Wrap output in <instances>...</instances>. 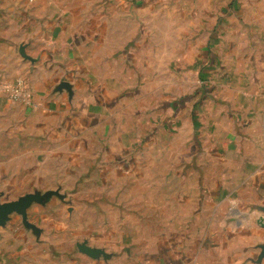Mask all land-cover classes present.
Wrapping results in <instances>:
<instances>
[{
  "label": "crops",
  "instance_id": "obj_1",
  "mask_svg": "<svg viewBox=\"0 0 264 264\" xmlns=\"http://www.w3.org/2000/svg\"><path fill=\"white\" fill-rule=\"evenodd\" d=\"M213 3L219 20L241 13L245 50L264 53V0H199L204 14ZM23 6L0 17L17 19L0 30L21 49L4 67L9 82L23 78L33 95V105L0 101V203L46 199L27 210L31 227L18 214L0 226V264H58L56 252L66 264H264V57L245 61V109L202 125L196 104L193 140L182 141L193 154L181 172H158L150 153L133 150L140 109L111 42L138 33L133 15L98 14L95 39L80 0ZM193 98L174 104V116Z\"/></svg>",
  "mask_w": 264,
  "mask_h": 264
},
{
  "label": "rangeland",
  "instance_id": "obj_2",
  "mask_svg": "<svg viewBox=\"0 0 264 264\" xmlns=\"http://www.w3.org/2000/svg\"><path fill=\"white\" fill-rule=\"evenodd\" d=\"M80 1L91 12V18H95L90 22L95 39L99 37L98 14L108 13L116 17L119 13H131L132 18L136 19L134 22L137 34L126 33L125 36L111 37V42L116 46L115 54L119 52L117 56L124 59L120 70L122 74L130 76L140 109L136 124L137 147L133 150L139 156L145 151L150 153L153 156L154 171L181 172L184 164L179 163V160L183 161L184 157L192 155L194 151L192 143L190 150L182 141L185 137L187 141L193 140L191 111L196 104L200 109L202 125L213 119V114L218 118L221 115L224 123L227 118H231L233 110L245 109V61H262L264 53L253 47L255 45H251L249 51L245 50V32H242L245 20L241 13L234 19L219 20L216 15L220 5L213 3V7H216L214 14H210L209 10L204 14L199 0ZM29 2L31 0H0V17L6 11L17 17L27 9L23 5ZM79 6L82 7L81 4ZM16 22L17 19L0 20V30L11 27ZM117 22L114 20L115 27ZM126 23V27H129L130 22ZM18 50L21 49L17 36L0 34V101L3 98L10 99L3 88L10 79L4 67L13 62L11 54L17 56ZM255 72L256 70L251 76ZM248 83L246 88L252 89L254 84L251 88ZM189 95L194 98L186 104V110H181V114L174 116L173 105ZM168 123L172 124L171 129L166 128ZM235 134L241 136L242 133L239 131ZM4 136L5 132L0 131V149ZM146 139H151L153 145L147 148ZM163 156L170 160H165ZM11 198L13 197L9 195L4 199ZM37 216L38 213L34 215L32 212L29 218L35 221ZM13 217L15 221L10 226L9 236L17 239L19 228L16 219L20 218ZM42 220L45 227L51 226L48 218ZM50 231L49 237H52ZM54 256L58 259V264H66L63 255L56 252ZM76 263L81 264V260L74 258L73 264Z\"/></svg>",
  "mask_w": 264,
  "mask_h": 264
},
{
  "label": "water",
  "instance_id": "obj_3",
  "mask_svg": "<svg viewBox=\"0 0 264 264\" xmlns=\"http://www.w3.org/2000/svg\"><path fill=\"white\" fill-rule=\"evenodd\" d=\"M45 199L46 196L27 195L16 202L0 203V226H4L10 220L12 214H18L22 216L24 224L31 227L32 225H30L27 218V210L33 203H43Z\"/></svg>",
  "mask_w": 264,
  "mask_h": 264
},
{
  "label": "built area",
  "instance_id": "obj_4",
  "mask_svg": "<svg viewBox=\"0 0 264 264\" xmlns=\"http://www.w3.org/2000/svg\"><path fill=\"white\" fill-rule=\"evenodd\" d=\"M6 95L15 102H23L27 105H33V95L29 84L24 79H19L14 84L6 83L3 85Z\"/></svg>",
  "mask_w": 264,
  "mask_h": 264
}]
</instances>
